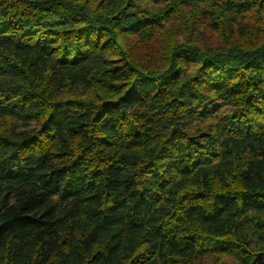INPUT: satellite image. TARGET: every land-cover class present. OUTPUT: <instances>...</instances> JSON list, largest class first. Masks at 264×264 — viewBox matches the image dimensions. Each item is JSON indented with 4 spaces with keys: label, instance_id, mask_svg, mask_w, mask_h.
<instances>
[{
    "label": "trees",
    "instance_id": "obj_1",
    "mask_svg": "<svg viewBox=\"0 0 264 264\" xmlns=\"http://www.w3.org/2000/svg\"><path fill=\"white\" fill-rule=\"evenodd\" d=\"M0 264H264V0H0Z\"/></svg>",
    "mask_w": 264,
    "mask_h": 264
}]
</instances>
